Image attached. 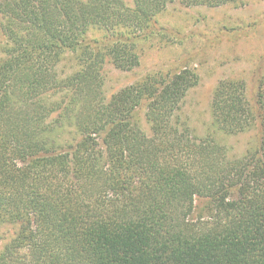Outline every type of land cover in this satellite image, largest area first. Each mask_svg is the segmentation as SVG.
I'll use <instances>...</instances> for the list:
<instances>
[{"label":"trees","instance_id":"16d2710c","mask_svg":"<svg viewBox=\"0 0 264 264\" xmlns=\"http://www.w3.org/2000/svg\"><path fill=\"white\" fill-rule=\"evenodd\" d=\"M172 1L0 0V264H264V74L212 93L214 130L258 138L236 158L180 119L194 68L104 92Z\"/></svg>","mask_w":264,"mask_h":264},{"label":"rangeland","instance_id":"374dc122","mask_svg":"<svg viewBox=\"0 0 264 264\" xmlns=\"http://www.w3.org/2000/svg\"><path fill=\"white\" fill-rule=\"evenodd\" d=\"M156 20L154 33L137 42L138 66L123 71L109 62L104 64L105 94L109 96L154 71L192 67L199 82L183 101L181 121L197 136L209 133L230 158L255 148L258 138L253 130L227 134L213 129L210 101L221 79H242L248 93L255 91L256 78L264 74V0H243L239 5L218 7H187L174 0ZM101 34L92 32L90 36L101 38ZM71 66L73 61L67 59L59 69L67 72ZM197 203L195 215L204 205L202 200Z\"/></svg>","mask_w":264,"mask_h":264}]
</instances>
